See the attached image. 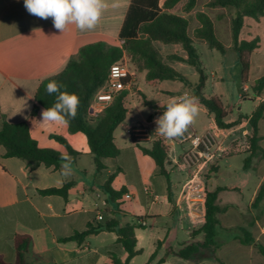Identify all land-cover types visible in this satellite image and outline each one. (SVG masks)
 Instances as JSON below:
<instances>
[{
    "label": "crops",
    "instance_id": "obj_1",
    "mask_svg": "<svg viewBox=\"0 0 264 264\" xmlns=\"http://www.w3.org/2000/svg\"><path fill=\"white\" fill-rule=\"evenodd\" d=\"M114 2L116 0H109V7L102 13L95 29L80 31L72 24L68 25L65 31L60 32L54 28L51 18L44 20L31 15L24 6V0H0V126L2 122L26 123L29 135L37 145L69 157L70 159L63 163H69L71 169V174L67 177L62 174L63 163L57 169L41 164L29 170L22 160L5 157L4 149L0 145V255L7 262H13L12 237L15 234H22L30 236L32 241L31 254L26 256L25 264H109L111 262L109 253H115L117 257L124 260L126 254L115 245L116 234L113 232L99 231L88 235L80 243L61 242V239L75 232L81 233L92 227L102 226L112 218L118 220L119 225L123 226L134 223L135 218L139 217L144 227L135 229L134 235L135 248L141 252L131 258L129 264H202L209 259L217 264H219L217 260L224 264L215 255L224 245V241H217L220 247L214 252V256H211L212 258H206L203 255L201 257V251L189 259H182L175 255L165 256L167 248L177 251L184 244L201 241V234L191 236V232L193 224L201 220L202 211L201 205H193L194 197H191L188 191V171L177 166L175 162L177 157L172 156V146H178L180 154L182 145L166 139L171 149L169 185L167 186L165 182V187H162L152 178L157 174L155 164L137 147L139 145L149 148L154 134L158 133L155 123L158 117L148 120L150 109L146 118L136 120L126 128L132 146L136 147L144 157L136 159L131 147L122 148L117 143V129L126 121L132 108L131 103L135 101L141 105L133 92L141 72L135 69L130 70L131 83L125 89L129 93V111L125 120L113 132L114 143L119 149V154L115 159L104 160L105 168L100 173L95 172L93 156L83 133H72L67 125H57L42 120L41 112L44 108L35 103L34 95L44 79L59 73L69 59L77 54L79 48L85 45L96 42H104L108 45L120 44L118 34L131 0H118V7L111 6ZM158 5L161 6V0ZM239 40H242L240 35ZM253 51L250 54L249 63ZM170 66L173 68V65ZM142 73L146 86L150 87L153 93L150 95L147 91L136 88L148 99L155 101L158 106H166L170 98L175 97L164 94L172 92L164 86V82L168 80L149 85L145 79V73ZM245 87L247 88L248 85ZM132 97L135 100H132ZM263 98L260 101L264 100ZM35 104L37 111L34 116H31V110ZM209 116L213 118L212 115ZM210 127H215L214 121ZM133 130L143 131L141 133L143 137L133 138L131 134ZM205 130L203 129L201 133ZM57 137L62 138L67 146L78 154L71 156L66 146L58 141ZM145 157L153 163L143 159ZM124 167L128 169L132 167L135 178L118 183V178L124 174ZM183 173H186L185 177ZM147 179L153 181L154 191L145 186ZM67 182H72V185L68 189L66 199L53 195H41L38 192V190L49 188H60ZM261 182L257 184L251 196L250 207L262 185ZM132 185L139 186L143 201L150 200V206L145 213L134 214V221L124 222L128 212L121 210L120 205H125V200H131ZM106 186L114 191L122 190L123 194L119 199L109 200L104 190ZM225 188L235 190V188ZM157 190H164V194L157 193ZM185 193H187L186 196ZM218 194L216 204L220 208H225L217 215L219 229L239 231L240 228H245L252 234L255 242L259 243V239L264 238V225L258 220L252 223V228L248 226L250 221L246 223L243 220L240 224L233 226H229L228 221L223 223L221 218L229 214L230 206L226 208L225 205H219ZM158 204L160 206H157ZM98 214L102 216V220L97 219ZM162 218H165L166 222L158 226V221ZM238 235L234 234L231 240L239 243L235 239ZM240 246L247 248L250 254L258 253L253 245L240 244ZM233 253L240 256L244 252L238 249ZM138 257L143 259L136 261ZM163 257L164 261L159 263Z\"/></svg>",
    "mask_w": 264,
    "mask_h": 264
},
{
    "label": "trees",
    "instance_id": "obj_2",
    "mask_svg": "<svg viewBox=\"0 0 264 264\" xmlns=\"http://www.w3.org/2000/svg\"><path fill=\"white\" fill-rule=\"evenodd\" d=\"M171 1L176 2L179 0ZM195 1H186L187 11L192 8ZM158 4L159 0H131L118 34L120 44L108 45L104 42H96L79 48L77 54L69 59L59 73L41 82L34 95V100L36 104L41 105L44 109L53 105L55 94L50 96L46 92V85L51 80H56L63 84L68 92L78 95L80 104L77 116L67 126L70 132H80L85 135L93 156L96 173H100L105 168L104 160L115 159L119 154V149L114 143L113 132L125 120L129 111V93L127 90L118 92L112 102L102 111L92 112L90 109L97 92L105 87L108 82L110 66L123 63L125 55L133 60L135 63L134 69L137 72L145 73V79L149 85L168 80L179 82L187 87L190 96L196 99L198 105L204 108L208 115L213 116L217 128L232 132L240 129L243 125H247L248 131L243 134L242 141L238 142L237 139H234L226 143L220 155L209 162L197 177L202 193V217L200 221L193 224L191 236L201 234V241L184 244L177 251L171 248L165 250V256L175 255L182 259H189L200 251L208 252L211 256H214V252L220 247L216 240L217 230L219 229L217 215L225 210V208H220L216 204L217 194L220 191L232 189L217 187L213 191L208 190L206 183L208 173H217L220 168V161L235 155H246L243 160L244 169L248 167L252 158L264 159V148L260 146L263 137L259 136L258 127L264 113V100L259 102L249 116H239L234 121L226 122L228 111L221 99L216 95L206 96L203 93L206 76L199 55L193 46V41L188 35V20L183 16L166 12ZM207 5L211 8H229L234 11V15L230 19V32L231 49L236 53L238 59V91L242 93L243 86L248 85L251 95L260 97L264 90V73L252 84H249V57L251 52L258 48L259 40L258 38L250 41L239 40V35L244 25V18L258 20L263 16L264 0H208ZM196 16L199 27L195 29V37L208 48L223 53L225 47L215 33L212 19L203 12L197 13ZM154 42L164 45L179 44L186 57L174 56L172 59L185 62L195 68L198 73L197 82L192 84L183 74L163 62L159 57V50L153 45ZM133 92L141 105L151 110L148 120L162 115L165 106H158L155 101L148 99L136 87L133 88ZM244 96L246 94L242 93V98ZM36 104L31 110V116L36 114ZM57 139L66 146L71 156L74 157L78 154L71 150L62 138L57 137ZM0 145L4 149L5 157L22 160L29 170H33L41 164L57 169L61 163L65 162L61 160L64 155L59 152L39 147L30 137L26 123L2 122L0 126ZM137 147L143 155L153 160L156 173L165 179L168 186L170 183L171 149L166 138L159 133H155L149 148L139 145ZM71 185L72 182H67L60 188H49L38 190V192L41 195H53L66 199ZM104 190L108 195V199L112 201L119 199L123 194L122 190L114 191L108 186ZM186 195L187 193H185ZM263 195L264 185H261L254 202L259 201ZM142 222L141 218L136 217L134 223L120 226L118 220L112 218L102 226L92 227L81 233L75 232L68 237H64L61 242L74 241L80 243L90 234L99 231L113 232L116 234L115 245L119 246L126 256L124 260H121L115 253H109L111 260L109 264H129L130 259L141 252L135 248L134 230L143 228ZM239 232L240 234L235 239L242 245H253L258 254L264 258V246L255 242L252 234L247 229L240 228ZM31 244L30 236L13 235L14 261L7 262L0 255V264H25L26 256L31 254ZM163 261L164 257L159 260V263ZM217 261L222 264L219 260Z\"/></svg>",
    "mask_w": 264,
    "mask_h": 264
},
{
    "label": "rangeland",
    "instance_id": "obj_3",
    "mask_svg": "<svg viewBox=\"0 0 264 264\" xmlns=\"http://www.w3.org/2000/svg\"><path fill=\"white\" fill-rule=\"evenodd\" d=\"M186 1L187 0H179L172 2L171 0H161V7H163L162 9L168 13L183 16L188 20V35L193 41V46L199 55V60L204 75L206 76V83L203 89L204 95H216L221 99L225 109L228 111L227 118L225 119L226 121H234L239 116H249L263 98L264 90L260 97H253L248 87L246 90H243L245 87L244 85L242 93H245L246 96L243 98L242 93L238 91V61L236 53L231 49L230 32V19L234 15V11L229 8H211L207 5L208 0H196L192 8L187 11ZM201 12L211 17L216 35L225 47L223 53L208 48L203 42H201V40L195 37V29L199 27L196 14ZM254 38H258L259 46L253 51L250 58L251 67L249 83H252L264 73V14L258 20L252 18L244 19V26L240 33V39L251 40ZM153 45L159 50V57L163 62L173 65V68L177 72L183 74L192 84L197 82L198 73L195 68L187 65L185 62L172 59L174 56L186 57L179 44L164 45L159 42H154ZM123 62L127 65L129 70L132 71L135 68V63L127 55L124 56ZM143 75V73L138 75L136 87L147 91V94L153 93L152 89L146 86ZM164 86H167L172 91L164 93L165 96L176 97L182 95L183 92L190 95V91L187 90V87L179 82L165 81ZM133 99L135 100L134 97H132V100ZM131 106L132 108L128 113L126 121L117 129L116 140L122 148L131 147V151L137 159L144 156L136 147L132 146L126 128L136 120L146 118L149 114V109L137 104L135 101L131 103ZM212 124L213 118L206 113L204 108L199 106V113L191 125L192 129L197 133H201L203 129H208ZM246 131H248V126L243 125L240 129L230 132L226 139L223 138V145L234 139H237L238 142L242 141V136ZM259 135L263 136L260 146L264 148V114L259 121ZM172 149V156L173 158H176L179 155L180 149L176 145H173ZM245 157L246 155L239 154L222 159L220 161V170H218L217 173H208L206 183L208 190H212L217 186L235 188V190L222 191L218 194L217 203L219 205H225L226 208L230 206L228 211L229 214L224 218H221L222 222L225 223L228 221L227 224L233 226L235 224H240L243 220L246 223L250 221L248 222L249 225H247L252 228V223L255 220L260 221L264 225V195L257 202H254L253 200L250 207L251 196L256 190L257 184L262 181L261 184L264 185V159L254 157L251 159L248 167L244 169L243 160ZM143 159L153 163L152 160L147 157ZM124 168V174L118 178V183L126 182V180L130 181L135 178L131 169L132 167H129L130 169L127 167ZM185 174L186 173H183L184 177ZM205 175L207 174L205 173ZM188 177L190 176L188 175ZM152 178L158 181L162 187H165V180L162 176L156 174L154 177L152 176ZM152 182V180L147 179L145 186L150 188L151 191H154ZM197 184L199 185V188L194 190L195 193L191 195V197L193 196L195 198L200 195L199 192L201 191V188L198 180ZM131 188L133 194L131 200H125V205H120L121 210L128 212L125 215L124 222L134 221V214H143L150 206V200L148 202L143 201L138 185H132ZM188 191L190 192V188ZM156 192L161 195L164 194V190H157ZM162 202L165 203L163 199ZM109 205L111 206V204ZM193 205L198 206V202H193ZM157 206H160V204ZM165 222L166 219L162 218L158 221V226H162ZM252 232L254 234V230ZM234 234H240V232L237 229L217 230L216 240L219 242L224 241V245L220 247V250H218L215 255L220 258L224 264H264V258L261 255L256 252H251L250 254L247 248L241 247L238 242H233L231 237ZM259 243L264 246V238L259 239ZM238 249L244 252L240 256H236L233 253V251ZM202 255L206 258H212L208 252L201 251V257ZM141 259H143V257H138L136 261H141ZM202 264L217 263L214 260L209 259Z\"/></svg>",
    "mask_w": 264,
    "mask_h": 264
},
{
    "label": "clouds",
    "instance_id": "obj_4",
    "mask_svg": "<svg viewBox=\"0 0 264 264\" xmlns=\"http://www.w3.org/2000/svg\"><path fill=\"white\" fill-rule=\"evenodd\" d=\"M24 6L31 15L40 19L51 18L54 28L60 32L72 24L80 31H88L97 27L102 13L109 7V0H24ZM111 6L118 7V0ZM46 92L50 96L55 94V102L51 107L42 110V120L57 125L70 124L78 113V95L68 92L56 80L47 83ZM198 113L199 106L194 97L187 93L172 97L162 115L155 121L156 132L166 139L182 138ZM69 159L66 156L61 157L62 161ZM62 174L65 177L71 174L69 163L62 164Z\"/></svg>",
    "mask_w": 264,
    "mask_h": 264
},
{
    "label": "built area",
    "instance_id": "obj_5",
    "mask_svg": "<svg viewBox=\"0 0 264 264\" xmlns=\"http://www.w3.org/2000/svg\"><path fill=\"white\" fill-rule=\"evenodd\" d=\"M131 76L132 74L124 62L111 65L108 82L105 87L97 92L90 110L99 112L105 109L118 92L130 86ZM125 80L127 81L125 82ZM243 90H246V87ZM141 133L143 131H131L133 138L143 137ZM229 133L230 131L219 129L216 126L210 127L202 133H197L190 125L182 138L171 139L172 142L183 146L175 162L177 166L188 171L190 177L187 186L190 188L191 195L195 193L196 188H199L197 184L198 174L209 162L220 155L224 149L222 140L223 138L226 139ZM199 194L194 198L198 202V206L202 202L201 191ZM97 219L102 220V216L98 214Z\"/></svg>",
    "mask_w": 264,
    "mask_h": 264
}]
</instances>
